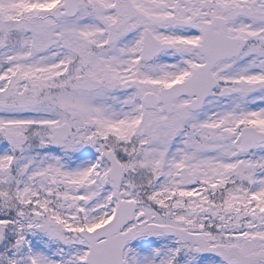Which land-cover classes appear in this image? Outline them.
Listing matches in <instances>:
<instances>
[{"label": "snow or ice", "instance_id": "1", "mask_svg": "<svg viewBox=\"0 0 264 264\" xmlns=\"http://www.w3.org/2000/svg\"><path fill=\"white\" fill-rule=\"evenodd\" d=\"M0 264H264V0H0Z\"/></svg>", "mask_w": 264, "mask_h": 264}]
</instances>
